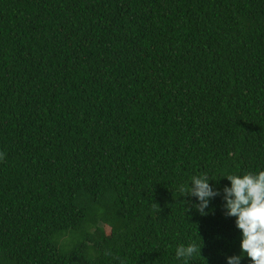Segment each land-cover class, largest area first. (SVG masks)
Instances as JSON below:
<instances>
[{
  "label": "trees",
  "instance_id": "1",
  "mask_svg": "<svg viewBox=\"0 0 264 264\" xmlns=\"http://www.w3.org/2000/svg\"><path fill=\"white\" fill-rule=\"evenodd\" d=\"M0 153V264H225L177 186L264 170V0H0Z\"/></svg>",
  "mask_w": 264,
  "mask_h": 264
},
{
  "label": "clouds",
  "instance_id": "2",
  "mask_svg": "<svg viewBox=\"0 0 264 264\" xmlns=\"http://www.w3.org/2000/svg\"><path fill=\"white\" fill-rule=\"evenodd\" d=\"M3 159L4 153H0V160ZM221 178L229 182L222 192L210 185L209 181L213 179L207 173L193 175L177 186L178 196L194 197L196 202L186 210L194 209L201 216L209 215L211 200L221 196L224 215L235 218V227L240 232V254L226 257L225 264H241L245 256L250 264H264V170L226 173ZM197 249L198 245L192 242L180 245L175 256L187 261L197 254ZM200 251L201 247L199 256Z\"/></svg>",
  "mask_w": 264,
  "mask_h": 264
}]
</instances>
